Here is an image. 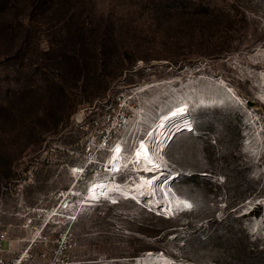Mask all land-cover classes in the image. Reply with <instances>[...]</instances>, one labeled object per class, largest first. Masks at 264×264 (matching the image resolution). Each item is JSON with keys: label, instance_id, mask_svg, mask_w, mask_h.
Here are the masks:
<instances>
[{"label": "rangeland", "instance_id": "rangeland-1", "mask_svg": "<svg viewBox=\"0 0 264 264\" xmlns=\"http://www.w3.org/2000/svg\"><path fill=\"white\" fill-rule=\"evenodd\" d=\"M181 101L174 211L88 201ZM0 233L24 264H264V0H0Z\"/></svg>", "mask_w": 264, "mask_h": 264}, {"label": "bare ground", "instance_id": "bare-ground-1", "mask_svg": "<svg viewBox=\"0 0 264 264\" xmlns=\"http://www.w3.org/2000/svg\"><path fill=\"white\" fill-rule=\"evenodd\" d=\"M187 106L186 101H181L167 110V113H161L159 117L157 116V123L155 121L154 125L147 130L148 134L151 128H153L150 133L152 137L148 134L151 139L146 136V138L141 139L134 149L133 154H126L122 148L123 146L121 147L120 143L117 144L119 151L115 152L116 150H114L113 155H111L113 161L111 162L112 159H109L110 164L107 165L106 170H111L115 173L125 169H131L137 176L133 182L126 181L119 183L117 180L92 181L88 186L89 189L87 188L88 194L85 198L88 201H93L98 197L99 199L109 197V201L117 202L119 196L123 194L128 195V197H134L137 200L141 198L146 200L150 199L153 207L159 208L163 206L165 209L170 208L174 211L173 206L175 203L172 199L170 189L172 181L178 174L173 176V173L168 172V169L164 168L160 154L163 153L166 144L178 134V131L182 132L191 128L192 123ZM137 153H139V156H137ZM110 166H112L111 169H109ZM86 204H89V202ZM150 253V251H147V255L144 256L145 260L150 258ZM158 255L154 256V258L158 257ZM156 262L155 260L153 263L156 264ZM180 264L186 263L181 262Z\"/></svg>", "mask_w": 264, "mask_h": 264}, {"label": "built area", "instance_id": "built-area-1", "mask_svg": "<svg viewBox=\"0 0 264 264\" xmlns=\"http://www.w3.org/2000/svg\"><path fill=\"white\" fill-rule=\"evenodd\" d=\"M80 173L82 175H85V168L81 169ZM88 189H89V187H88ZM65 206H66V203L64 204V207ZM4 240H5L4 234L0 233V252H2L1 246H2ZM27 258H28V255L26 254L25 256L13 257V258H10L7 260L5 258V256L2 253H0V264H24L25 261L27 260ZM62 263H64V262H62ZM48 264H57V263L54 261H51ZM76 264H78V263L76 262Z\"/></svg>", "mask_w": 264, "mask_h": 264}, {"label": "snow or ice", "instance_id": "snow-or-ice-1", "mask_svg": "<svg viewBox=\"0 0 264 264\" xmlns=\"http://www.w3.org/2000/svg\"><path fill=\"white\" fill-rule=\"evenodd\" d=\"M141 147H143V145H141ZM116 150L119 151V146H117V149ZM137 156H139V153H137Z\"/></svg>", "mask_w": 264, "mask_h": 264}]
</instances>
